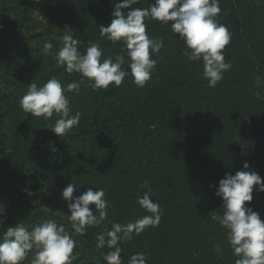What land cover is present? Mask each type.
<instances>
[{
    "label": "trees",
    "instance_id": "16d2710c",
    "mask_svg": "<svg viewBox=\"0 0 264 264\" xmlns=\"http://www.w3.org/2000/svg\"><path fill=\"white\" fill-rule=\"evenodd\" d=\"M117 2L0 0V236L19 222L31 228L45 219L72 231L62 189L69 182L80 185L78 196L103 188L108 218L74 237L73 264H107L103 254L110 249L97 248V234L150 215L137 195L151 188L162 209L160 224L120 245L124 264L138 252L147 254V264H235L226 229L209 214H222L215 191L226 173L235 174L247 161L264 179V85H255L257 76L264 78V0H219L217 19L232 33L224 49L232 67L215 87L203 78L202 61L183 55L184 41L170 25L146 19L148 34L164 41L152 57V79L139 88L129 75L119 87L93 91L85 78L79 93H67L73 114L82 113L80 123L59 137L46 128L59 117H35L20 107V98L31 82L80 80L81 74L65 72L54 59L69 32L81 52L89 41L99 42L104 57L124 54L127 68L123 42L99 32L110 24ZM152 2L138 0L131 8ZM45 40L53 43L51 54L43 53ZM246 204L264 220V192L254 189Z\"/></svg>",
    "mask_w": 264,
    "mask_h": 264
},
{
    "label": "clouds",
    "instance_id": "9594fccd",
    "mask_svg": "<svg viewBox=\"0 0 264 264\" xmlns=\"http://www.w3.org/2000/svg\"><path fill=\"white\" fill-rule=\"evenodd\" d=\"M136 3L138 0H118L111 13L110 24L99 27L101 37H107L113 43L123 42L125 47L122 52L126 50L128 57L127 68L124 67V54L115 58L104 57L103 48L96 41H89L86 50L81 52L78 48L80 42L70 32L66 33L61 37L63 46L54 59L65 72L81 74L80 80L62 84L60 79L52 76L42 86L31 82L20 98V107L45 120H50L56 114L59 118L46 128L61 137L80 123L82 113L76 111L73 114L67 93H79L85 78L91 81L89 86L93 91L107 89L112 84L119 87L129 75L137 87H145L152 79L157 64L152 57L164 47L163 38L157 39L148 34L146 19L170 25L172 32L184 41L186 47L183 55L189 61H202V75L208 87H215L223 79L224 73L231 69L232 64L226 61L224 49L231 43L232 33L227 25L217 19L221 13L219 0H153L148 8H131ZM124 9L129 10L125 13ZM52 49L53 43L45 40L43 53L51 54ZM255 85H264V78L257 76ZM255 95L262 98L260 92ZM148 183L144 181L141 187ZM79 187L69 182L61 192L62 198L68 202L72 231L66 230L63 224H58L54 219H45L31 228L21 222L8 227L0 236V264H23L29 254H33L31 264H73L78 258L74 254L77 245L74 237L87 234L88 227L103 224L109 215V202L105 199L103 188H87L74 196ZM209 187L214 185L210 184ZM254 189L264 192V179L256 171L250 170L249 163L245 161L242 170L235 174L226 173L219 180L215 195L222 198V214L220 211L209 214L213 221L226 229L228 244L237 257L235 264H264V220L246 204L253 200ZM152 195L151 188L142 196L137 195V203L150 215L126 224L114 223L111 229L97 234V248L110 249L103 254L107 264H124L120 245L132 240L134 235H140L146 228L159 226L162 209L151 198ZM49 210L50 207L45 208V211ZM0 224H3L2 218ZM214 250L218 255L222 252L219 245H215ZM128 264H147V254H132Z\"/></svg>",
    "mask_w": 264,
    "mask_h": 264
},
{
    "label": "rangeland",
    "instance_id": "374dc122",
    "mask_svg": "<svg viewBox=\"0 0 264 264\" xmlns=\"http://www.w3.org/2000/svg\"><path fill=\"white\" fill-rule=\"evenodd\" d=\"M33 259V257L31 258V260Z\"/></svg>",
    "mask_w": 264,
    "mask_h": 264
}]
</instances>
